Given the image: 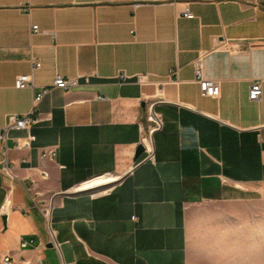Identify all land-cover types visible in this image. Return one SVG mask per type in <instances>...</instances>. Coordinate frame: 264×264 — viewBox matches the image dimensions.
<instances>
[{
	"label": "crops",
	"instance_id": "1",
	"mask_svg": "<svg viewBox=\"0 0 264 264\" xmlns=\"http://www.w3.org/2000/svg\"><path fill=\"white\" fill-rule=\"evenodd\" d=\"M201 53L204 77L220 82L216 98L193 80ZM25 73L34 86L16 88ZM142 73L148 83L135 81ZM56 74L80 84L42 97L29 150L14 147L22 129L7 132L6 146L15 175L52 196L59 250L19 180L0 172V206L8 184L15 205L0 216V257L23 264L43 245V264H225L234 230L264 215V0H0V128ZM256 78L262 95L251 101ZM152 102L162 120L154 162L135 156ZM47 146L56 154L41 159ZM98 176L111 192L65 193Z\"/></svg>",
	"mask_w": 264,
	"mask_h": 264
},
{
	"label": "built area",
	"instance_id": "2",
	"mask_svg": "<svg viewBox=\"0 0 264 264\" xmlns=\"http://www.w3.org/2000/svg\"><path fill=\"white\" fill-rule=\"evenodd\" d=\"M136 4L135 6H137ZM183 15L186 17H191L192 14L188 11L187 8L183 11ZM32 33L39 32L40 29L37 25L33 24L31 26ZM226 47V44H224ZM204 53V52H203ZM199 54L193 60V68H194V82L198 85L199 92L202 95H206L209 97L216 98L220 95V82L218 80L209 79L204 77L203 68H202V54ZM31 69H36L40 66V60L36 57L30 58ZM177 69H171L168 76L177 75ZM129 76H127L124 72H119L116 74V79L119 82H125ZM135 81L139 84H145L149 82L148 75L146 73L137 74L135 76ZM262 82L263 79L256 78L252 80L249 90H248V98L251 101L258 100L262 95ZM165 81L157 82V91L158 94L162 93L163 84ZM79 78L78 77H69L62 76L60 74H56L53 81L50 84L40 86L39 90L35 93L33 98V104L31 109L24 113H13L7 116L6 122L0 128V141L3 143V155L4 158L0 162V172L4 174L9 180L17 179L21 183V185L25 188L31 198V203L34 208L39 212L41 217L43 218V222L48 234V240L53 245L56 250H59V242L57 241V232L52 226V208H53V198L52 196L46 197L40 191L35 188V180L30 176H26L24 178H18L14 173V165L10 164L7 160L8 147L6 146L7 132L10 129H22L26 130L27 134L23 137H17L14 140V147L22 150H29L32 146V142L35 137L31 133V127L38 123L41 118L38 116L37 104L42 99V97L50 91L51 88L58 87L64 90H68L70 88L78 86ZM14 86L16 88H26L34 86L32 81V75L30 73L20 74L16 76L14 80ZM98 99H104L102 96H98ZM160 101L162 98H157L155 101ZM154 101V102H155ZM154 102L150 103L146 110V118L150 122L147 129L145 130L144 135L142 136L140 144H142L144 148V153L146 154L145 159L154 162V146L152 141L153 133L160 129L162 126L161 116L157 114L153 109ZM263 130L264 125L257 127V130ZM257 138L260 142L264 141V133H257ZM56 154V150L54 146H47L42 148L40 152V158L45 159L48 157H54ZM27 158H23V161H26ZM39 175L41 178H47L48 172L44 168H38ZM111 178H104L98 176V178L87 180L80 184L78 187L73 188L71 190L66 191L67 194L89 191V194L92 197H98L103 194H107L111 192L113 186L106 185L105 182L110 180ZM12 186L8 184L6 186V196L3 204L0 206V216L7 215L9 212L15 209V205L12 201ZM133 220H136V216H132ZM32 240L20 239V246L25 248L29 245H32ZM35 248L38 252L35 254L33 258L22 259L23 264H43V257L41 255V250L43 245H37ZM0 264H17L13 257L10 254H3L0 257Z\"/></svg>",
	"mask_w": 264,
	"mask_h": 264
},
{
	"label": "rangeland",
	"instance_id": "3",
	"mask_svg": "<svg viewBox=\"0 0 264 264\" xmlns=\"http://www.w3.org/2000/svg\"><path fill=\"white\" fill-rule=\"evenodd\" d=\"M260 217L250 219L248 231L244 225L242 229L234 230L232 248L225 254V264H264V215Z\"/></svg>",
	"mask_w": 264,
	"mask_h": 264
},
{
	"label": "water",
	"instance_id": "4",
	"mask_svg": "<svg viewBox=\"0 0 264 264\" xmlns=\"http://www.w3.org/2000/svg\"><path fill=\"white\" fill-rule=\"evenodd\" d=\"M143 152H144V148H143L142 144H139L137 149H136V152H135L136 158L139 157ZM2 218H3V220L5 219L4 216Z\"/></svg>",
	"mask_w": 264,
	"mask_h": 264
}]
</instances>
